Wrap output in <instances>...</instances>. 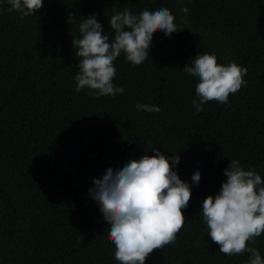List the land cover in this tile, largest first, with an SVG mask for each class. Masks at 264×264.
Masks as SVG:
<instances>
[{
    "label": "trees",
    "instance_id": "trees-1",
    "mask_svg": "<svg viewBox=\"0 0 264 264\" xmlns=\"http://www.w3.org/2000/svg\"><path fill=\"white\" fill-rule=\"evenodd\" d=\"M184 5L188 13L178 0H44L23 19L6 2L0 6V264H120L110 221L88 190L108 165L155 155L154 148L181 156L182 180L196 170L202 176L175 241L145 264H246L248 253L219 251L200 209L226 180L229 160L264 178V0ZM162 6L179 32L169 38L157 29L143 63L125 53L117 58L114 83L126 91L98 98L87 88L77 92L72 40L79 31L69 13H95L112 36L114 10ZM205 52L219 64L247 67L248 83L227 103L211 100L196 114L198 78L182 70ZM137 101L161 111L141 110ZM252 246L264 256V234Z\"/></svg>",
    "mask_w": 264,
    "mask_h": 264
},
{
    "label": "clouds",
    "instance_id": "clouds-1",
    "mask_svg": "<svg viewBox=\"0 0 264 264\" xmlns=\"http://www.w3.org/2000/svg\"><path fill=\"white\" fill-rule=\"evenodd\" d=\"M17 11L20 18L34 15L44 0H0ZM181 11L188 13L184 0H178ZM176 17L167 7H144L133 11L125 7L114 10L108 24L114 33L104 31L95 13L74 19L69 13L67 22L77 25L79 36L73 33L75 56L79 57L74 79L76 91L87 88L92 97L114 96L126 91V85L114 83V62L122 53L134 63H143L151 54L156 30L171 38L178 33ZM182 72L198 78L196 97L192 104L195 113L211 100L227 103L230 94L247 85L245 66L236 62L219 64L215 53L197 54ZM62 63V60L59 61ZM137 107L159 113L157 105L137 101ZM139 159H129L119 167L108 165L102 175L93 178L88 195L94 197L110 221L108 235L115 245L114 257L120 264H145L155 249L163 248L176 239L186 218L193 186H199L201 172L196 170L191 181L178 174L181 156L154 148ZM226 180L220 190L202 203L203 222L208 236L219 245V251L229 257L248 253L246 264H264V256L256 240L264 234V178L254 169L246 170L239 159L229 160L224 170ZM248 242H251L249 244Z\"/></svg>",
    "mask_w": 264,
    "mask_h": 264
}]
</instances>
